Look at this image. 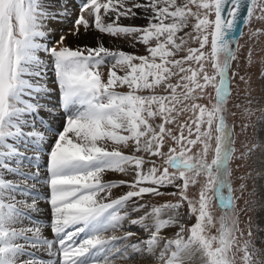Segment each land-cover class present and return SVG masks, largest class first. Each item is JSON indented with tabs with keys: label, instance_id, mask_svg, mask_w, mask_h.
Wrapping results in <instances>:
<instances>
[{
	"label": "snow or ice",
	"instance_id": "6c2138e0",
	"mask_svg": "<svg viewBox=\"0 0 264 264\" xmlns=\"http://www.w3.org/2000/svg\"><path fill=\"white\" fill-rule=\"evenodd\" d=\"M58 3L0 0V264H189L196 253L205 264H236L237 254L240 264H264V249L251 239L239 243L236 200L251 172L238 177L241 197L231 179L232 165L248 167L257 145L237 148L226 115L237 78L251 95V75L239 71V38L243 27L253 46L264 37V0H79L74 19L75 0ZM50 23L71 27L51 39ZM91 32L143 45L145 54L109 49L99 37L96 46L68 44ZM244 61L246 69L257 63L253 47ZM259 64L264 81V56ZM209 88L214 103H199ZM53 93L55 104L48 103ZM42 111L62 118V127H45ZM260 151L264 156V144ZM108 172L130 178L106 181ZM122 188L128 190L113 198ZM209 192L222 212L215 235ZM165 195L175 202L145 201ZM41 203L49 206L47 223L37 219ZM184 216L195 220L188 228ZM118 231L123 235H106Z\"/></svg>",
	"mask_w": 264,
	"mask_h": 264
},
{
	"label": "rangeland",
	"instance_id": "374dc122",
	"mask_svg": "<svg viewBox=\"0 0 264 264\" xmlns=\"http://www.w3.org/2000/svg\"><path fill=\"white\" fill-rule=\"evenodd\" d=\"M45 2L50 4L52 8H56L59 6L58 0H45ZM178 2H182V0H178ZM70 8L72 11L73 8L72 7ZM193 11H195V8H193ZM77 13H78V10H77ZM73 16H75V14ZM209 18L213 19L214 15L210 16ZM192 22L194 23V21ZM124 23H130V22L124 21ZM134 23L143 24L144 21L137 20ZM49 26L52 27V23H50ZM54 27L55 26H53V28ZM69 27H71V23H68V27H66V29ZM258 27H261V25L256 22H253L252 28L255 29ZM243 31H244V35L240 37L239 39V44L243 46L239 53L240 55L239 71L241 75H245L246 72L251 75V86L250 88H248V91L251 93V95L248 96V94L245 91L246 85L243 82H241L239 78H237L236 81L234 82V86L232 90V97L228 105L229 112L226 115H227L228 124L234 125L235 133L238 134L237 145H236L237 148H240L241 142H247L249 147H251V145L255 143L257 145V151L254 153L251 160L248 161V167L241 168L240 170L237 171L236 164L232 165L233 175L231 179H232V187L234 189V193H233L234 197H241V193L238 189L242 181L238 179V177L248 172H251V177L247 179L246 181L247 189L243 193V196L240 199L236 200V210L240 212V217H239L240 227L244 230V236L239 240V243L243 244L244 240L251 239L254 243H256L257 248L264 249V203H263L264 202V179L261 178V176L259 175V168H260L259 160L264 159V156H262L261 151H260V145L264 144V133H263L264 132V118H263L264 117L263 116L264 115V112H263L264 111V102H263L264 101V97H263L264 90H262V86H264V81H261L260 79V64H259L260 57L264 56V37H261L260 42L253 46V42L249 40V36H248L249 28L244 27ZM59 34H60L59 31L54 33L51 39H58ZM89 34H90L89 36L82 35L79 40L70 38V41L68 40V44L72 46L73 48H75L78 44L96 46L97 37H99L102 40L104 46L108 47L109 49H121L129 53H136V54H141V55L145 54V48L143 45L138 44L136 45V47H132L130 42L124 38H114V37H110L105 34H98L96 32H91ZM189 46L198 47V44L190 43ZM249 47H253V55L255 59L257 60V63L254 66H252L250 69H246L244 57L247 54V50ZM209 48H210V38H209V46L205 48V51L207 52ZM221 59H223V57H221ZM207 70L209 74H211L212 69H211L210 64L207 65ZM101 71L104 74L103 79L106 81L108 68L103 67ZM117 90L126 91V89H117ZM53 94H54V101H55L56 100L55 93ZM209 97H214V91L211 88L207 90V92L205 93L204 99L199 101V103L201 104L214 103V100L210 101ZM249 99L251 100L250 104L248 103ZM237 104L240 105L239 108L235 107V105ZM245 108H250L252 110L250 115L245 113L244 111ZM233 112L235 113V115H232ZM189 116H190V113H185L179 117V120L183 122L184 120L188 119ZM59 121H60V117H59L58 122L56 123V126L53 128L59 129L62 127L63 121L61 120V127L57 128ZM245 124L248 125V127L246 131L242 132L241 128ZM36 127L38 129H41L40 128L41 125L38 120L36 122ZM166 143L169 145L172 144L171 141H166ZM198 150H199L198 145L192 146L189 154L194 155ZM29 155H31V153H29ZM210 159H211V153L209 154V160ZM237 163H240V162L237 161ZM129 178L130 177L123 176L122 174L111 173V172L106 173L103 177V179L106 181L107 180H118V179L126 180ZM199 181H200L199 184L189 189L190 196H194L196 193H198L200 185L204 183V177L201 176L199 178ZM42 190L46 191V188L42 187ZM127 190L128 189L126 188L113 189L112 190L113 198L119 197ZM169 191H171V189H169ZM39 193L41 195H44L40 191ZM208 195L209 197L212 198L210 201L211 213L213 217L216 218V227L211 230V234L215 235L216 230L219 227L218 218L222 214V212H221L220 207H218L217 205V201L213 193L209 192ZM175 200H176V197L171 196V195H165V196L155 197V198L145 197V201L151 204H162V203L169 202V201L175 202ZM245 200L248 201L247 205H245L244 203ZM145 201H141V202L143 203ZM48 212L50 213V211ZM231 215L232 213H229V216ZM249 221H250V225H249ZM182 222L185 224V227L188 228L195 222V220L194 218H189L187 216H184L182 217ZM249 226L252 232L251 237L248 236ZM125 227L127 229V225ZM130 230L139 231V229L135 227ZM174 233H175V229L170 230L169 232L166 233V235L171 238L174 236ZM48 234H50V231L47 232L46 230V235L48 236ZM113 234L117 236H122L123 232L118 231L115 233H112V232L106 233V235L108 236H111ZM140 235L141 237H143L145 233L140 232ZM184 235L185 237L188 235L187 231L184 233ZM133 239H135V237H133ZM229 255H231V253H229ZM199 258H200V254H199ZM114 264H152V262L140 260L139 258H137L134 261H125V260L117 258L115 259ZM200 264H205V261L201 258H200ZM236 264H240L239 254H237Z\"/></svg>",
	"mask_w": 264,
	"mask_h": 264
},
{
	"label": "bare ground",
	"instance_id": "6f19581e",
	"mask_svg": "<svg viewBox=\"0 0 264 264\" xmlns=\"http://www.w3.org/2000/svg\"><path fill=\"white\" fill-rule=\"evenodd\" d=\"M59 4V3H58ZM57 4V5H58ZM74 14H76V9L74 10V9H72V11H71V17H73V15ZM53 26H55L54 27V29H55V33L56 32H60V30H64V29H66V27H68V23H64V24H55V23H52V28H53ZM90 35V34H89ZM88 35V36H89ZM71 38V37H70ZM70 38H69V41H70ZM74 39V38H73ZM92 39V38H91ZM41 58L42 59H45V61L47 60V57L44 55V54H41ZM49 77H50V73H49ZM49 87H52V84L51 83H49ZM264 97V96H263ZM44 101H42V103H43ZM54 102V94L51 96V98H50V100L48 101V103H51V104H54L53 103ZM264 102V101H263ZM264 112V111H263ZM262 112V113H263ZM41 116H45V118H46V123L48 122V121H51V124H52V127H55L56 126V123L58 122V120H59V117H57L55 120H53L52 119V117L51 116H48L47 115V113L46 112H43V113H41ZM264 116V115H263ZM260 117H262V116H260ZM264 118V117H263ZM45 123V124H46ZM264 133V132H263ZM260 162H259V166H260V168H259V175L261 176V178H263L264 179V175H262L261 174V166H262V162H264V159H261V160H259ZM258 166V167H259ZM258 169V168H257ZM264 203V202H263ZM40 208L42 209V212L40 213V215L37 217V219H39V220H41V221H44V220H46V218H47V216H48V211H49V209L48 208H46V205H44V203H41L40 204ZM26 224H27V222H25ZM46 230L47 229H45V231H44V234L46 235ZM47 236V235H46ZM38 255H43V254H41V253H38ZM44 258L46 259L47 257L46 256H44ZM189 264H200V258H199V254L198 253H196L194 256H193V259L189 262Z\"/></svg>",
	"mask_w": 264,
	"mask_h": 264
},
{
	"label": "water",
	"instance_id": "95a60500",
	"mask_svg": "<svg viewBox=\"0 0 264 264\" xmlns=\"http://www.w3.org/2000/svg\"><path fill=\"white\" fill-rule=\"evenodd\" d=\"M238 27H240V26L238 25Z\"/></svg>",
	"mask_w": 264,
	"mask_h": 264
}]
</instances>
